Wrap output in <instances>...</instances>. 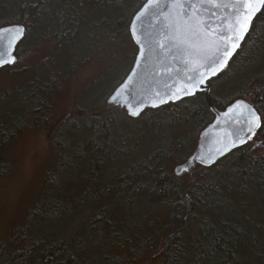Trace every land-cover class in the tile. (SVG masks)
Masks as SVG:
<instances>
[{
	"label": "trees",
	"instance_id": "1",
	"mask_svg": "<svg viewBox=\"0 0 264 264\" xmlns=\"http://www.w3.org/2000/svg\"><path fill=\"white\" fill-rule=\"evenodd\" d=\"M30 1L24 12L26 0H0V27L22 24L26 38L31 26L45 32L38 44H19L15 63L22 51L23 62L38 55L42 77L0 91V179L13 173L9 152L25 129L47 131L52 158L37 196L10 219L9 229L0 216V264H137L151 253L160 264H264V150L252 148L255 138L264 139V7L229 65L210 81L209 96L148 109L151 116L138 127L144 113L132 118L107 101L92 110L74 102L63 111L69 77L57 66L56 51L76 72L105 43L116 47L119 35L132 42L129 24L146 0ZM48 45V62L40 61ZM24 68L19 74L29 75ZM237 98L260 113L259 133L215 165H196L193 180L177 176L175 165L192 154L214 117L209 102L224 108ZM170 126L184 127L185 136L163 137L160 130ZM144 142L150 145L140 151ZM104 172L113 178L99 187ZM79 217L85 233L55 239L45 232ZM135 218L146 226L128 227Z\"/></svg>",
	"mask_w": 264,
	"mask_h": 264
},
{
	"label": "water",
	"instance_id": "2",
	"mask_svg": "<svg viewBox=\"0 0 264 264\" xmlns=\"http://www.w3.org/2000/svg\"><path fill=\"white\" fill-rule=\"evenodd\" d=\"M233 2L146 0L129 24L131 38L137 47L134 62L123 81L109 94L107 105L120 106L130 117L139 118L146 110L158 109L170 102L177 103L199 93L209 96L210 81L229 65L264 7L262 5L252 17L248 33L242 40L237 39L233 28L232 41L239 47L232 51L226 21L228 24L234 22ZM217 3L220 7L213 6ZM25 36L26 29L22 24L1 26L0 57L5 60L15 58L16 62L17 48ZM161 44L164 46L160 47ZM142 51L144 57L140 56ZM225 52H231V56L225 57ZM216 60L219 63H213ZM15 62L2 63L0 69L13 66ZM201 79L203 83H199ZM209 105L214 117L201 131L192 154L174 167L177 176L188 173L193 180L196 165H215L249 144L262 127L260 113L246 99H234L224 108H218L211 101ZM249 108L260 118V126L253 127L252 132L247 130L253 119ZM134 111L139 115H132ZM252 148H264V141L255 143ZM182 167L187 170L178 174L177 169Z\"/></svg>",
	"mask_w": 264,
	"mask_h": 264
},
{
	"label": "rangeland",
	"instance_id": "3",
	"mask_svg": "<svg viewBox=\"0 0 264 264\" xmlns=\"http://www.w3.org/2000/svg\"><path fill=\"white\" fill-rule=\"evenodd\" d=\"M6 2L11 3L13 0H6ZM105 14H107V12ZM29 30V35L25 38L24 42H22L21 48L38 44L41 41L40 39L43 37V34H45L43 31L39 33V30L34 26H31ZM132 42L128 37L119 35L114 44L116 47L110 50L111 46L105 43L106 49L97 54L96 58L91 63L86 65L84 64L80 68L76 69V72H69L68 67L65 66L67 64L61 55V51L57 50V66L66 75H68L66 77H69L67 80L68 93L64 97L65 99L62 98L61 100V102L64 103L63 111L66 112L71 105L74 104V102H77L79 105H82L84 108H88L90 110H92L96 104L106 102L109 94L112 92V89L118 82H120L121 79L125 77L134 62L133 60L136 55V47L134 42ZM46 48L48 51H46L45 54H39L40 61L42 60L43 62H48L47 58L50 56L49 45L46 46ZM91 51L92 50H89L86 53L83 52L81 60H83L82 58L86 59V57L90 55ZM25 54L26 52L22 51L21 61L19 63L13 65L9 69L0 70V91H3L5 87L12 89L17 85H21L22 82L32 80L34 77H42L38 70L39 67L36 69L37 61L39 62L38 55L34 58L32 57L30 62H23ZM117 62L118 65L116 64ZM24 67L30 68L29 75L19 74L21 69H25ZM21 91V93L24 92L23 89H21ZM17 96L18 92L16 90H12L10 98L16 99ZM150 116L151 114L148 112L144 113L135 125L141 127L144 120ZM127 129H130L131 136H133V138L136 137V134L132 132V128H130V126L127 127ZM185 133L186 130L182 126H170L168 130H160V134L167 139L185 136ZM18 139L9 152L10 157L14 160V171L11 175H7L0 179V216H2L5 229H9L10 224L9 227L7 224L10 222V219H16L15 215L37 196L39 182L48 166H50L52 158L51 144L49 143L47 131L37 128L25 129ZM260 141H264V139L255 138L252 141V145ZM147 145H150V142L149 144L148 142H144L143 145L139 146L140 151H144ZM263 150L264 148H258L256 153H262ZM183 159H185V157H183L182 160ZM121 166L124 167V165ZM104 175V179H101V185H99V187H103L102 183L104 184L113 178L112 175L110 177L108 173L106 174V172H104ZM184 179L188 180V176L186 175ZM76 188L77 187H75V189ZM88 210V216H90L92 210L87 209L86 211ZM136 219L138 218L130 219L127 221L126 225H128V227H132L137 224L135 229L137 227L142 228L146 226L144 225L143 218H140L139 222H136ZM84 220L85 218L79 217L75 222L64 221L61 227L46 229L45 232L48 233V235H53L55 239H62L65 236L67 238H72L76 232H84L82 225V222L85 223ZM139 230L140 229L136 232L137 235H139ZM150 230L152 231L153 228ZM146 231L147 230H145L144 233ZM141 259V262L137 264H160L161 262V258L154 257V253L148 255L146 254Z\"/></svg>",
	"mask_w": 264,
	"mask_h": 264
},
{
	"label": "snow or ice",
	"instance_id": "4",
	"mask_svg": "<svg viewBox=\"0 0 264 264\" xmlns=\"http://www.w3.org/2000/svg\"><path fill=\"white\" fill-rule=\"evenodd\" d=\"M190 2V0H189ZM205 3L209 2V0H204ZM264 5V0H234L232 3L231 7L235 10V17H234V22L232 24H228L226 21L227 28L226 30L229 32L228 40L229 43L232 44V51H235V48L239 47L238 43H234L232 41V34H233V28L235 29V35L237 36L238 40H242L244 38V34L248 33L249 25L251 24L252 17L256 14V12L259 10V8ZM214 7H220V4H214ZM225 7H228V5H224ZM164 45H160V47H163ZM143 48V45H141ZM141 57H144L145 54L142 51L140 53ZM225 57L231 56V52H225L224 53ZM146 58V57H145ZM14 63L15 58H12L11 60H5L3 57H0V64L2 63ZM226 63V60L224 61ZM213 63H219V60L214 61ZM214 74V73H213ZM191 79V78H189ZM203 79L199 81V83H203ZM187 94V93H186ZM113 100L116 99L115 96L112 98ZM249 112L252 114L253 119H252V126L248 127V131L252 132L253 127H259V116L255 115V112L253 109L249 108ZM132 115H139V112H132ZM247 121H246V126H247ZM254 134V133H253ZM250 138V137H249ZM243 142V141H242ZM186 167H182L180 169H177V173L180 174L182 171H186Z\"/></svg>",
	"mask_w": 264,
	"mask_h": 264
},
{
	"label": "flooded vegetation",
	"instance_id": "5",
	"mask_svg": "<svg viewBox=\"0 0 264 264\" xmlns=\"http://www.w3.org/2000/svg\"><path fill=\"white\" fill-rule=\"evenodd\" d=\"M32 6H31V1L30 0H26L24 7H23V11L24 12H28L29 10H31Z\"/></svg>",
	"mask_w": 264,
	"mask_h": 264
},
{
	"label": "bare ground",
	"instance_id": "6",
	"mask_svg": "<svg viewBox=\"0 0 264 264\" xmlns=\"http://www.w3.org/2000/svg\"><path fill=\"white\" fill-rule=\"evenodd\" d=\"M73 5V4H72ZM88 7V6H87ZM60 8H62V7H60ZM88 22V21H87ZM84 50V49H83ZM43 75V74H42ZM79 137V136H78ZM262 227V226H261ZM264 243V242H263ZM263 245V244H262ZM264 247V246H263Z\"/></svg>",
	"mask_w": 264,
	"mask_h": 264
}]
</instances>
